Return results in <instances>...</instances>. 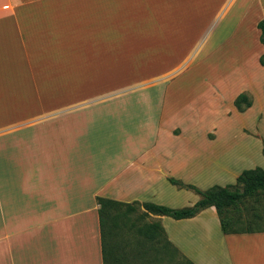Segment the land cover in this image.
I'll use <instances>...</instances> for the list:
<instances>
[{
  "label": "crops",
  "instance_id": "0c3cea01",
  "mask_svg": "<svg viewBox=\"0 0 264 264\" xmlns=\"http://www.w3.org/2000/svg\"><path fill=\"white\" fill-rule=\"evenodd\" d=\"M134 5L149 24L127 36L161 42L164 55L106 76L104 56L118 54L105 35L111 0H0V264H104L99 197L191 207L199 196L169 179L208 190L237 180L236 164L251 158L248 148L217 152L222 137L209 133L264 105V0ZM225 23L237 45L215 59L206 49ZM241 93L253 95L245 112L235 107ZM239 140L264 166L262 141ZM153 216L181 261L264 264V229L224 234L215 207Z\"/></svg>",
  "mask_w": 264,
  "mask_h": 264
},
{
  "label": "rangeland",
  "instance_id": "374dc122",
  "mask_svg": "<svg viewBox=\"0 0 264 264\" xmlns=\"http://www.w3.org/2000/svg\"><path fill=\"white\" fill-rule=\"evenodd\" d=\"M75 1L80 3L82 2L84 4H90L91 2L98 4L100 2V0ZM116 3L117 0H111L109 15H106L105 13V35L110 36V51L112 52L115 48L116 54L118 52L117 56H114V58H111L109 54L104 56V73L106 76L108 73L111 74L110 72L115 73V71L119 69L121 71L123 68H126V66L140 69L149 62L158 63L164 55V52H160L163 50L157 52V50L163 47L161 42H157L155 40L156 42L150 43V41L146 40V38L141 37L136 41L138 43H136L135 40H130L129 36H127L128 32L134 29L138 23L142 22V24H149L150 18L149 16H144V10L140 8L135 9V0H124L120 6L114 8L113 5ZM82 12H84L88 18L94 15V13L90 10H81V17L84 15ZM78 15L79 13H73L71 19L77 17ZM68 20H70V18H66L65 15L61 17V21L63 23ZM231 29L232 27L229 23H225L222 28H219L216 34H214V39L211 40L207 46L211 48L206 49V54L210 53L211 57L218 59L231 50V45H237V40L232 38L233 32H230ZM63 36L66 41H71V36L67 33L63 34ZM253 42L254 40L252 43ZM175 44L177 43L175 42ZM118 45L120 48H118ZM212 47L222 48L215 50L216 53L214 54V50H211L213 49ZM148 49L154 50V53L150 58H148ZM236 55H241V52L236 50ZM164 59L169 60V57H165ZM203 61H205V67L203 66L205 70L204 73L208 74L210 70L206 69V60L204 59ZM156 65L158 64H155V66ZM154 69L156 68L154 67ZM226 82L232 83L230 79ZM239 84L240 83L235 82L236 86ZM247 94H249L253 99V95L250 93ZM263 100H258V104H261ZM247 116L248 117L246 119H238L237 122L231 118L230 122H232V126H225L223 124L221 129L217 128L212 134L209 133V136H220L223 138H221L223 145L217 148V152L223 153L228 148H233L234 152L239 155L243 153L246 155V148H248V153L252 152L251 158H245L243 161L236 164L237 168L234 171L236 173L238 171L239 174L245 170L255 169L257 167L264 168V166L259 164L256 166L254 165L255 163H262L260 156L255 154L254 145L246 146L243 144V141L239 140L248 136L258 140L260 139L264 145V105L262 108H254L251 113L247 114ZM251 116L253 117L254 123H249ZM202 134H198V136ZM200 137H204V134ZM225 139H229L231 141ZM226 142H230V144L226 145ZM236 184L237 180L235 179V181L222 185V187L234 186ZM122 210L124 209H121V211ZM143 212L144 210L139 207V210L132 212L128 218L122 219L123 222L114 239L120 247L119 254L121 260L119 264H186L184 261L179 260V257L172 248L167 246L162 235H160L156 241L150 242L138 233L139 227L143 224H149L157 221L153 214H147L145 216L142 215ZM231 215L234 217L235 228L239 230L264 229V191L259 193L258 198L252 200L248 199L244 203L240 204L238 209L232 211Z\"/></svg>",
  "mask_w": 264,
  "mask_h": 264
},
{
  "label": "trees",
  "instance_id": "16d2710c",
  "mask_svg": "<svg viewBox=\"0 0 264 264\" xmlns=\"http://www.w3.org/2000/svg\"><path fill=\"white\" fill-rule=\"evenodd\" d=\"M261 31L260 42L264 46V20L258 23ZM260 63L264 66V55L260 59ZM253 99L247 93H241L235 100V107L239 112H245L252 107ZM264 150V149H263ZM169 181L180 189H186L196 193L200 199L191 207L175 209L152 203L134 202L131 204L121 203L115 200L98 198L99 216L102 228V243L104 264H119L120 247L114 241L116 234L123 222L122 219L128 218L132 212L144 210L142 215L153 214L160 216H168L175 220L193 218L203 210L215 207L220 218L221 227L224 234H244L253 233L260 230H239L235 228L234 217L232 211L238 209V206L246 200H252L259 197V193L264 191V169L257 167L255 169L243 171L237 178V184L234 186H214L208 190H201L193 185H187L175 179ZM121 209H124L121 211ZM138 233L150 242H154L162 235L167 246L171 248L165 231L159 221L143 224L138 229ZM186 264H195L191 261Z\"/></svg>",
  "mask_w": 264,
  "mask_h": 264
}]
</instances>
